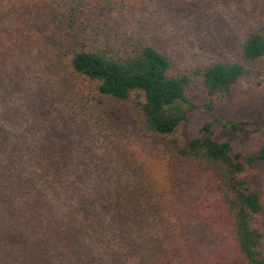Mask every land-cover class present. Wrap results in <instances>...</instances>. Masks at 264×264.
Instances as JSON below:
<instances>
[{
    "label": "trees",
    "instance_id": "obj_1",
    "mask_svg": "<svg viewBox=\"0 0 264 264\" xmlns=\"http://www.w3.org/2000/svg\"><path fill=\"white\" fill-rule=\"evenodd\" d=\"M172 2L0 0V264H264L241 178L264 142L243 158L212 127L258 130L215 100L264 60V8L241 60L176 70L151 24ZM195 88L211 120L184 141Z\"/></svg>",
    "mask_w": 264,
    "mask_h": 264
},
{
    "label": "rangeland",
    "instance_id": "obj_2",
    "mask_svg": "<svg viewBox=\"0 0 264 264\" xmlns=\"http://www.w3.org/2000/svg\"><path fill=\"white\" fill-rule=\"evenodd\" d=\"M264 8V0H177L162 10L151 24H159L161 36L171 54L176 70H184L214 58L241 60L242 23ZM188 97L196 105L188 121L176 136L186 141L201 125L211 120L204 104L211 101L204 89L189 91ZM220 116L229 121H248L258 130L254 133H231L218 123L213 124L217 139L229 141L234 153L243 158L253 154L264 142V60L252 74L238 81L231 89L227 103L215 100ZM134 146L140 147L136 141ZM250 188L259 194L262 211L253 216L251 225L264 234V161L249 167L241 175ZM264 252V236L259 247Z\"/></svg>",
    "mask_w": 264,
    "mask_h": 264
}]
</instances>
